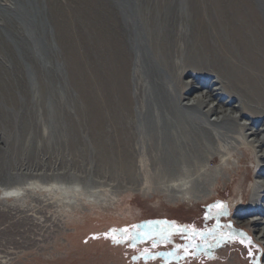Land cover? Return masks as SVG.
I'll list each match as a JSON object with an SVG mask.
<instances>
[{
  "label": "bare ground",
  "instance_id": "bare-ground-1",
  "mask_svg": "<svg viewBox=\"0 0 264 264\" xmlns=\"http://www.w3.org/2000/svg\"><path fill=\"white\" fill-rule=\"evenodd\" d=\"M8 1L3 4L0 0V41L6 47L5 53L0 51V67L24 86L17 96L0 95V123L5 139L0 150V182L8 183L7 188H1L2 196L15 202L33 193L28 196L40 203L42 196L49 195L55 203L70 206L72 201L67 203V199L73 203L81 201L76 197V188L60 189L57 178L61 176L57 171L50 178L52 174L38 166L41 154L47 157L50 154L52 161H58L56 152L51 150L47 139L43 144L39 139L34 147L29 141L34 129L46 130L41 122V109L47 111L49 119L54 117L46 101H41L45 78L82 79L78 40L74 46L62 23L59 24L62 31L54 29L50 34L56 44L62 40L69 47L72 67L63 72L61 64L58 69L65 58L63 50L61 53L60 46L48 47L44 30L48 18L54 20L58 15L65 18L69 12L60 5L56 7L57 0ZM81 1L87 16L84 25L88 24V64H84L91 165L96 163L103 174L106 171L114 176L126 175L131 181L148 175L170 179L177 183L172 201L201 206L214 195L210 191L215 182V186H220L233 175L226 167L232 166L234 159L232 162L231 152L216 143L219 138H231L242 149L246 146L250 163L255 162L254 148L263 149L264 158V124L258 121L264 115V29L250 24L261 16L254 5L249 6L250 0H214V15L206 9V0ZM257 1L264 6V0ZM244 5L251 11L246 7L244 10ZM28 26L31 35L36 34L41 43L32 42L35 43L32 47L26 43L31 37L26 36ZM58 31L63 33L62 38ZM6 33L11 40L5 37ZM12 41L21 46L15 48ZM131 51L132 60L128 57ZM47 60L51 62L49 66ZM197 89L201 91L195 95ZM233 101L239 102L238 105L228 107ZM11 111L14 130L2 122ZM248 111H252V116ZM233 112L250 116L249 121L240 125ZM214 115L216 118L212 120ZM27 123L29 136L23 139L19 128L23 129ZM237 129L242 130L243 140L229 135ZM210 161L217 165L213 167L216 174L211 181L206 174L212 168L208 166ZM253 164L248 166L252 168L253 181L247 187V195L234 199L232 207L238 209L237 224L253 231L264 246V164ZM233 166L236 170L237 166ZM25 170L37 178L27 180ZM151 170L154 175H150ZM85 199L81 204H90Z\"/></svg>",
  "mask_w": 264,
  "mask_h": 264
},
{
  "label": "rangeland",
  "instance_id": "rangeland-1",
  "mask_svg": "<svg viewBox=\"0 0 264 264\" xmlns=\"http://www.w3.org/2000/svg\"><path fill=\"white\" fill-rule=\"evenodd\" d=\"M1 1L3 4H8L9 2L8 0ZM57 1L56 7L58 5L63 7L62 9H65L67 13L69 12L70 17L64 15L65 18H62V16L58 15L54 20L48 18V27L44 30V42L46 41L48 47L52 49L61 47H59V51L62 53L63 50V57L65 58L64 60L61 59L58 69H60L59 66L61 64L63 72L67 69L70 70L72 66L68 58L69 47L66 46V42L62 43L61 40V42L58 41L59 43L56 44V41L50 37L51 32L54 33V29L55 31H60L61 26L66 28L69 33L67 32L65 35L70 42L74 41V46L76 45L75 40H78L79 43H77V48L79 50L78 57H80L81 61L79 65L82 79L78 76V81L74 79L70 81L67 76L63 81L61 79H52V77L45 78L44 95L41 101L43 99L46 101L47 109L54 111V117H52L53 119H49L48 114L46 115L47 111L44 108L41 109V122L42 126H44L43 129L46 128V130L42 131L41 128L34 129V134L30 137L29 142L31 143L29 144L34 147L37 142H40L39 139H41V144L44 143V139L49 141L51 150H54L58 156V161H52L50 154H48V157L41 154V163L38 166L42 167L47 174H52L50 178H53V172L57 171L64 178H57L60 182L58 184H61L59 185L60 189L75 187L76 197L80 198L81 201L75 202L77 200L75 199V203H73V200L67 199V203L72 201L70 206H68L64 203H55V199L52 200L51 196L47 195V197L40 196L41 202L39 203L33 201L28 196L33 193H26L27 197L19 198L14 202L4 198V195L2 196L4 190L1 188H7L8 183L1 181L0 221L2 220L3 223L0 222V226L2 225V229L0 228V242L7 250L5 251L3 246L0 247V264H264V246L257 240L256 234L253 231L237 224L235 213L238 209L232 207L234 199L239 200L242 199L243 195H247V187L253 181L252 168H248L253 163H250L249 159L246 158L249 155L246 146L243 147V150L240 148L241 145L231 138H224L225 140L219 138L216 141L223 150L231 152L229 153V157L232 162L234 159V164L230 165L231 167L227 165L228 167L226 168L232 170L233 175L231 178L223 181L222 184H219L220 186H215V182L210 191L214 192V195L207 201L204 200L201 206H194L191 202L188 204L183 201H172L177 183L170 181V179H163L159 176L150 177L148 175L137 180L132 179L131 181L129 176H114L106 171L103 174V171L98 169L96 163H94L95 167L93 164L91 165L88 151L91 133L89 130L88 101L85 87L87 77V67L85 64H88L86 47L88 24L84 25L87 22V16L85 11H83L85 4L81 0ZM213 4L214 0H206V9H209L210 15L215 14ZM253 5L255 6L254 10L261 16L257 22L253 21L250 24L264 29V6L257 0H250L249 6ZM242 7L244 10L247 8L251 11L247 5ZM253 17L258 18L255 13H253ZM0 23L2 24L1 20ZM27 29L26 36L28 38L31 35V26H28ZM62 34L59 32L60 38H62ZM35 35H31L27 42L24 40L31 47L35 44L32 42L41 43V40H38V36ZM5 37L11 40L8 35ZM12 43L14 47L18 44V46H21L19 42L17 45L14 41ZM23 45L26 46L25 44ZM38 49L41 50V48ZM0 51L3 53L6 51V47L1 41ZM128 57L130 60L133 59L134 54L132 55V51ZM50 64L51 62L47 60L46 65L49 66ZM0 70L3 71L2 67H0ZM2 71H0V95L14 97L15 94L17 96V92L24 86V83L12 80L7 70L3 71V73ZM36 84L39 87L38 84L40 82L37 78ZM26 85L30 86V82H27ZM198 90L195 91V95L198 92L200 93L201 90ZM49 91H54L55 93L53 92L52 94ZM36 95L39 96V93ZM233 102L228 107H232L235 104L238 105L239 103ZM212 105L211 103L210 106ZM228 111L232 112L231 109ZM248 113L252 116V111H248ZM11 114H14V112L11 111L9 113V118L2 119V122L6 123V126H9L8 128H12L13 126V116ZM234 114H237L236 119L240 125L249 121L250 116H240L237 112ZM214 118H216V115L212 116V120ZM37 120L39 121L38 118ZM258 121L261 123L260 125L264 124V115L259 117ZM1 124L0 150L5 146ZM205 124L208 125V123ZM19 129L23 139L29 136L28 123L23 129ZM240 132L242 130L237 129L235 133L229 135L237 136V138L239 137L243 140ZM42 134L45 135L43 136ZM96 134L95 136L97 137ZM233 147L235 148L234 151L232 150ZM262 152L263 149L254 148L253 155L250 154L255 159L254 164H264V158L261 157ZM33 155L32 158H34ZM210 162L208 166L212 168H209L206 174L210 176L209 180L211 181L212 177L216 174L213 171V167L217 165L214 162ZM233 165L237 166L235 167L236 170L232 168L234 167ZM148 168H151V165H148ZM25 171L27 172L25 173L26 179L28 178L27 180L30 181L37 178V175L34 176L29 171ZM150 175H154L152 170ZM215 178L217 177L215 176ZM74 181L76 184L73 183ZM13 185L18 184L13 183ZM239 188L242 190H240L239 195H236V191ZM243 191L246 192L242 194ZM36 195L38 194L36 193ZM83 199L87 200V202L89 201L90 204H81L83 203ZM217 203H221L222 208H213L215 212L213 211V217L209 219L208 216H205V212L208 213L206 207ZM10 210L11 213H9ZM221 212L223 214L217 215ZM156 221L175 222L177 226L194 227L200 232L210 231L212 233H204L207 236V241H205L203 238H198L199 235L192 237L190 232L181 234L176 232L175 229H171L172 235L168 237V225L150 223ZM146 224L150 228L145 227L144 225ZM133 225H141L143 227L137 230L133 229ZM125 228L128 229L127 239H124L121 243H114L112 239L113 235L117 239H121L122 237L119 232L113 233L112 230ZM3 229L7 230L5 231L7 234ZM219 229L225 232H232L234 238H224L223 234L219 236L217 234L220 231ZM137 231L140 232V236L145 237L149 233L154 237L152 240L139 238L133 241L132 237L137 234ZM106 234L108 235L106 236ZM162 240L164 242H161ZM193 242L196 244H210L211 242L214 245L211 250L190 248L187 253H185L183 247H178Z\"/></svg>",
  "mask_w": 264,
  "mask_h": 264
},
{
  "label": "snow or ice",
  "instance_id": "snow-or-ice-1",
  "mask_svg": "<svg viewBox=\"0 0 264 264\" xmlns=\"http://www.w3.org/2000/svg\"><path fill=\"white\" fill-rule=\"evenodd\" d=\"M209 207H210V210H211V208H222V205L215 204V205H212V206H209ZM220 214H223V213L221 212V213H218L217 215H220ZM206 218H208V217H206ZM150 223H155L156 225H159V224L163 223V224L168 225V231H167V236L168 237H170L172 235L171 229H175L176 232L181 233V234L190 232L192 237H195L197 235L202 236L203 239L205 241H207V236L204 233L200 232L199 230L195 229L194 227L190 228L188 226H177L175 224V222H169V221H156V222H150ZM132 227H133V229L139 230L143 226H141V225H133ZM112 232L113 233L119 232L121 234V237H122L121 239H117L116 236L113 235L112 239H113L114 243H121V242H123L124 239H127V237H128V229L127 228H125V229H113ZM107 235L108 234H106V236ZM139 238H141L140 237V232L137 231V234L132 237V240L134 241V240L139 239ZM185 238H187V237H185ZM161 242H164V240H162ZM241 243H243V241H241ZM208 246L212 247V245H208ZM178 247H183L185 253H187L189 248L198 249V248H200V245L193 242V243H190L188 245H181V246H178Z\"/></svg>",
  "mask_w": 264,
  "mask_h": 264
},
{
  "label": "flooded vegetation",
  "instance_id": "flooded-vegetation-1",
  "mask_svg": "<svg viewBox=\"0 0 264 264\" xmlns=\"http://www.w3.org/2000/svg\"><path fill=\"white\" fill-rule=\"evenodd\" d=\"M209 206H211V205H208L207 207H206V209L208 210V213L207 212H205V216H208L209 217V219L211 218V217H213V211L215 210V209H213V208H211V210H210V207ZM215 212V211H214ZM212 221V220H211ZM210 221V222H211ZM148 224H146V225H144L145 227H148V228H150L149 226H147ZM149 231V230H148ZM144 232V231H143ZM210 232V231H209ZM209 232H202V233H209ZM141 238L140 239H146V240H152V238L154 237V236H152V235H150L149 233H147V235L144 237V236H140ZM201 239L203 238L202 236L200 237ZM200 245V248L199 249H212L213 248V245H214V243H211L210 242V244H206V243H202V244H199ZM208 245H212V247H209ZM190 249V248H189ZM191 249H196V248H191Z\"/></svg>",
  "mask_w": 264,
  "mask_h": 264
},
{
  "label": "trees",
  "instance_id": "trees-1",
  "mask_svg": "<svg viewBox=\"0 0 264 264\" xmlns=\"http://www.w3.org/2000/svg\"><path fill=\"white\" fill-rule=\"evenodd\" d=\"M220 231L217 233L219 236L221 235V234H223L222 236L224 237V238H227L228 237V239H230V238H234V235H233V233L232 232H225L224 230H222V229H219ZM216 231H217V229H216ZM210 233H212V232H210ZM221 236V237H222ZM201 236H199L198 238H200Z\"/></svg>",
  "mask_w": 264,
  "mask_h": 264
},
{
  "label": "water",
  "instance_id": "water-1",
  "mask_svg": "<svg viewBox=\"0 0 264 264\" xmlns=\"http://www.w3.org/2000/svg\"><path fill=\"white\" fill-rule=\"evenodd\" d=\"M217 204H220V205H222L221 203H217Z\"/></svg>",
  "mask_w": 264,
  "mask_h": 264
}]
</instances>
